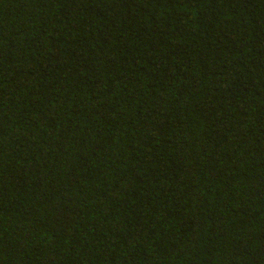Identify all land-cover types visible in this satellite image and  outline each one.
<instances>
[{
	"label": "trees",
	"instance_id": "trees-1",
	"mask_svg": "<svg viewBox=\"0 0 264 264\" xmlns=\"http://www.w3.org/2000/svg\"><path fill=\"white\" fill-rule=\"evenodd\" d=\"M0 264H264V0H0Z\"/></svg>",
	"mask_w": 264,
	"mask_h": 264
}]
</instances>
